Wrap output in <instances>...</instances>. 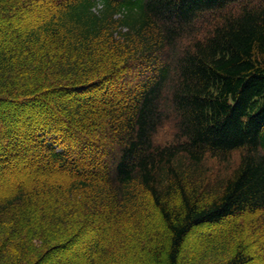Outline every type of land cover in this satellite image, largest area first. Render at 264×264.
Segmentation results:
<instances>
[{"label":"trees","instance_id":"obj_1","mask_svg":"<svg viewBox=\"0 0 264 264\" xmlns=\"http://www.w3.org/2000/svg\"><path fill=\"white\" fill-rule=\"evenodd\" d=\"M0 264H264V0H0Z\"/></svg>","mask_w":264,"mask_h":264},{"label":"rangeland","instance_id":"obj_2","mask_svg":"<svg viewBox=\"0 0 264 264\" xmlns=\"http://www.w3.org/2000/svg\"><path fill=\"white\" fill-rule=\"evenodd\" d=\"M23 20H24V18H23ZM212 22H217V21L209 19L208 22H206V24H205L206 29L204 31H207V30L212 28V25L209 26L210 23H212ZM175 132H176L175 126L173 123L170 122L167 125H165L162 128V130L158 133L157 141L160 144H165V143L169 144V143L173 142ZM238 161H239V154L234 155L233 158L229 161V163H226V164H222L215 159H207L204 163L203 169L206 171L207 175L213 176V179H215L216 177H223V176H226L227 174H229L232 171V169L236 167V165L238 164ZM232 222L233 221H228L227 223H232ZM217 228L218 227H216V229ZM188 243L189 244H187V245L191 246L193 242L190 241ZM81 247H82V245H81ZM61 257L66 258L67 256L62 255Z\"/></svg>","mask_w":264,"mask_h":264},{"label":"bare ground","instance_id":"obj_3","mask_svg":"<svg viewBox=\"0 0 264 264\" xmlns=\"http://www.w3.org/2000/svg\"><path fill=\"white\" fill-rule=\"evenodd\" d=\"M44 261V260H43ZM47 261V260H46ZM41 262V261H40Z\"/></svg>","mask_w":264,"mask_h":264}]
</instances>
